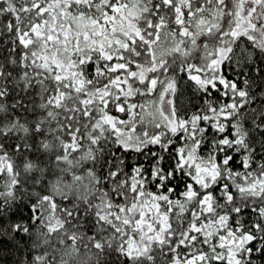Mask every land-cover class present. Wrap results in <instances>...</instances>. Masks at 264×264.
<instances>
[{"label":"snow or ice","instance_id":"1","mask_svg":"<svg viewBox=\"0 0 264 264\" xmlns=\"http://www.w3.org/2000/svg\"><path fill=\"white\" fill-rule=\"evenodd\" d=\"M0 264H264V0H0Z\"/></svg>","mask_w":264,"mask_h":264},{"label":"trees","instance_id":"2","mask_svg":"<svg viewBox=\"0 0 264 264\" xmlns=\"http://www.w3.org/2000/svg\"><path fill=\"white\" fill-rule=\"evenodd\" d=\"M21 211L23 212V214H24L25 216H27V211H26V210L21 209Z\"/></svg>","mask_w":264,"mask_h":264}]
</instances>
